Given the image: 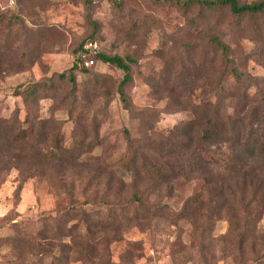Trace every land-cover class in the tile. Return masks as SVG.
I'll use <instances>...</instances> for the list:
<instances>
[{
	"label": "trees",
	"instance_id": "1",
	"mask_svg": "<svg viewBox=\"0 0 264 264\" xmlns=\"http://www.w3.org/2000/svg\"><path fill=\"white\" fill-rule=\"evenodd\" d=\"M169 1L182 9L197 5L210 13L225 8L237 20L247 18L248 22L264 18V0ZM206 35L210 54L198 61L190 45L191 65H186L187 71L180 66L177 78L185 74L195 79L200 73L207 75L212 97L184 95V84L179 82L176 89L181 91L167 96V108L189 110L188 119L159 138H133L124 129L126 151L113 160L94 152L102 146L98 117L91 116L86 127L73 128L67 142L61 119L41 113L40 101L55 99L53 77L16 87L14 94L21 97L25 114L21 119L19 110L8 116L0 113V185L16 169L17 192L31 178L44 179L59 199L55 215L42 217L34 234L15 226L11 234L0 237L10 246L14 258L5 263L95 264L96 253L108 251L109 243L118 241L122 231L166 217L200 226L199 235L212 241L214 223L225 220L228 228L219 239L228 238L226 248L233 264H264V232L258 227L264 216V95L251 91L253 79L237 67L230 46L217 35ZM92 41L96 40L91 37L80 44L72 67L57 75L70 85L69 118L76 110L80 112L75 72H87L84 58L123 70L117 91L125 108L130 107L125 85L132 80L133 60L129 56L107 55L100 48L95 54L84 49ZM3 48H8L6 43L0 45V70L2 62H6L2 60ZM29 56L28 51H22L18 61L5 63L3 71L25 69ZM162 77L166 80L161 84L166 85L169 79L164 74ZM53 106L56 109L59 105ZM82 109L88 111L89 107ZM116 168H120V174ZM196 176L202 178L201 190L186 198L180 210L150 201V196L170 189L174 180ZM126 189L131 190V195L123 203L117 196ZM92 201L106 209L88 210L78 205ZM63 203L68 206L65 208ZM11 220L10 215L0 216V227ZM209 253L206 258L213 255ZM106 264L116 263L108 258Z\"/></svg>",
	"mask_w": 264,
	"mask_h": 264
},
{
	"label": "rangeland",
	"instance_id": "2",
	"mask_svg": "<svg viewBox=\"0 0 264 264\" xmlns=\"http://www.w3.org/2000/svg\"><path fill=\"white\" fill-rule=\"evenodd\" d=\"M208 32L230 46L237 67L253 79L251 91L264 95L263 17L248 22L247 18L237 20L225 8L210 13L197 5L182 9L169 0H0V45L8 46L3 48L2 60L6 62H2L0 70V113L8 116L19 110L23 119L25 108L21 97L14 94L16 87L53 77L55 99L41 100V113L61 119L67 142L73 128L86 127L91 116L98 117L102 146L94 152L106 159H116L126 151L124 129L133 138H159L188 119L189 110L167 108V96L181 91L176 89L179 82L184 84V95L212 97L207 75L200 73L195 79L186 78L185 74L177 78L180 66L184 70L186 65H191L190 45L198 61L210 54ZM91 37L101 52L122 58L129 56L133 60L132 80L125 85L130 107L125 108L117 91L123 70L94 59L92 65L84 64L85 74L75 72L80 112L76 110L69 118L70 85L60 81L57 75L72 67L75 49ZM22 51L29 52V66L4 72L5 63L18 61ZM162 74L169 79L166 85L161 84L166 78ZM53 105L59 106L55 109ZM85 105L88 111L82 109ZM116 169L120 174V168ZM18 179V171L12 169L0 185V216L12 218L0 227V237L11 234L15 226L34 234L42 217L56 213L59 197L44 179L31 178L17 192ZM170 186L155 197L150 196V201L165 203L178 211L186 198L201 190L202 178H178ZM130 195L131 190L126 189L117 198L124 203ZM78 205L88 210L106 209L93 201ZM63 206L68 205L63 203ZM258 227L264 232V216ZM227 228V221L215 222L212 241L199 235L200 226L187 221L160 217L152 223L140 222L122 231L118 241L109 243L108 251L97 252L95 264H106L108 258L116 264H233L226 248L228 238L219 239ZM209 252L213 255L206 258ZM13 259L10 246L0 241V264Z\"/></svg>",
	"mask_w": 264,
	"mask_h": 264
},
{
	"label": "built area",
	"instance_id": "3",
	"mask_svg": "<svg viewBox=\"0 0 264 264\" xmlns=\"http://www.w3.org/2000/svg\"><path fill=\"white\" fill-rule=\"evenodd\" d=\"M11 2H13V0H11ZM84 49H88L95 54L98 51V44L96 41L88 42L86 45H84ZM93 63L94 60L92 58L84 62L85 65H92Z\"/></svg>",
	"mask_w": 264,
	"mask_h": 264
}]
</instances>
